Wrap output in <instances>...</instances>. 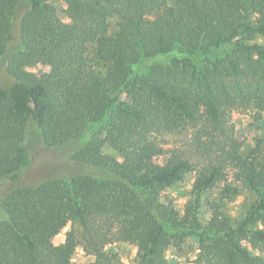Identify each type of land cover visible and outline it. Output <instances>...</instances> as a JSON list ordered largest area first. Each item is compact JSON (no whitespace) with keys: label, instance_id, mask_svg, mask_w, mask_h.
I'll return each mask as SVG.
<instances>
[{"label":"trees","instance_id":"obj_1","mask_svg":"<svg viewBox=\"0 0 264 264\" xmlns=\"http://www.w3.org/2000/svg\"><path fill=\"white\" fill-rule=\"evenodd\" d=\"M20 1L0 0V180L21 177L30 125L70 169L4 194L0 264H75L77 244L119 264L117 241L137 245L138 264H170L189 237L194 264H264V137L244 154L230 122L264 111V0H68V21L56 0H28L9 52ZM231 167L257 198L236 224L202 222L219 181L223 197L239 192ZM192 172L182 215L162 189Z\"/></svg>","mask_w":264,"mask_h":264},{"label":"rangeland","instance_id":"obj_2","mask_svg":"<svg viewBox=\"0 0 264 264\" xmlns=\"http://www.w3.org/2000/svg\"><path fill=\"white\" fill-rule=\"evenodd\" d=\"M28 0H21L14 17V39L10 45L9 52H12L19 45V20L28 6ZM59 10L62 12L67 8L68 0H56ZM63 18L68 21L63 14ZM261 43H264V36L256 38ZM89 55L95 58V47L93 44L89 46ZM96 64L101 67V63L95 59ZM5 59L0 60V82L9 81L10 77L5 72ZM41 64L30 67V70L40 72L45 70ZM231 121L235 126L236 136L243 141V153L247 154L255 146L256 139L264 137V111L258 114L253 111L233 110L230 114ZM30 125L27 134V153L24 166L21 168V177L19 179H10L5 177L0 180V202L5 193H7L16 184H35L40 179L52 176L54 174H68L70 163L67 159L64 150H54L44 148L38 133L34 127ZM110 151V150H109ZM120 161H124L119 157ZM28 161V163H27ZM235 169L230 168L228 173V182L236 185L239 192L232 194L230 197L222 196V186L225 181H219L218 186L203 196L202 204V219L207 223L212 216L221 219H228L231 223L236 224L245 215L248 208L257 198L250 187L243 181L235 178ZM196 178V173H189L185 180L179 182L173 187L162 189V194L172 198L177 205L180 213H186L185 205L190 200L191 188L193 181ZM5 217V213L0 207V218ZM71 224L66 223L60 225L56 232L52 235L51 241L54 244L62 243L66 237V232ZM260 227V225H258ZM243 245L248 247V243L243 242ZM107 249L116 253L119 258V264H138L136 244L117 241L107 245ZM260 253L264 255V246L260 248ZM198 254V240L195 237H189L181 246H172L167 251V258L170 264H194ZM75 264H92L94 257L86 254L81 244H77L72 256Z\"/></svg>","mask_w":264,"mask_h":264}]
</instances>
